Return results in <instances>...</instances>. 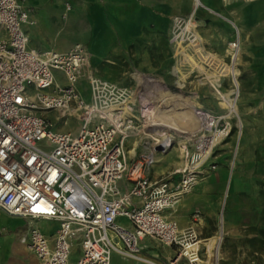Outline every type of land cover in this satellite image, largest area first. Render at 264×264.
<instances>
[{
  "label": "built area",
  "instance_id": "obj_1",
  "mask_svg": "<svg viewBox=\"0 0 264 264\" xmlns=\"http://www.w3.org/2000/svg\"><path fill=\"white\" fill-rule=\"evenodd\" d=\"M31 12L23 0H0V210L30 221L58 223L52 237L35 226L29 229L27 246L41 264H71L76 246L80 255L75 264H111L113 253L157 264L141 256L144 238L175 247L170 264L200 263L201 240L195 231H181L169 213L193 188L204 161L194 169L187 166L151 179L150 169L157 162L151 150L134 160L127 158L126 140L149 136L143 128L159 84L141 91L138 80L142 83L144 75H134L133 88L101 79L90 67L88 50L79 43L64 53L29 49L23 27L34 23ZM195 28L192 15L172 18L169 43L177 59L175 68H182L183 59L192 56L212 70L204 61L207 49ZM55 71L62 73L65 84L56 79ZM174 77L182 90L185 83L178 87V73ZM83 82L90 91L88 100L79 88ZM219 84L221 90L223 80ZM123 106L130 113H124ZM47 111H57L64 124L75 118L78 132L53 130L43 114ZM197 113L202 125L189 138H198L199 143L193 152L185 148L190 165L200 159L204 135L225 131L212 130L217 121L202 108ZM181 135L168 137L176 140ZM121 180L130 185L128 191L119 188ZM112 239H120L125 247Z\"/></svg>",
  "mask_w": 264,
  "mask_h": 264
},
{
  "label": "crops",
  "instance_id": "obj_2",
  "mask_svg": "<svg viewBox=\"0 0 264 264\" xmlns=\"http://www.w3.org/2000/svg\"><path fill=\"white\" fill-rule=\"evenodd\" d=\"M193 1L23 0V5L32 9L31 20L34 21L33 24H26L23 28L28 35L29 49L40 52L53 50L64 53L75 44H82L89 52L90 67L98 77L121 86L133 88L135 84L134 75H144L145 80L142 83L141 79L138 80L141 91L151 90L153 85L158 83L160 89L154 95L159 97L158 104L171 102L178 105L179 98L176 94L180 93L163 86L164 84L168 87L170 82L167 81V78L177 75L175 68L177 59L168 41V34L174 16L187 17L196 8ZM201 3L207 7L205 9L217 15V17L208 15L204 7H198L195 13V19L206 16V18H211L215 24L211 28H204L203 32L199 31L200 28L198 29L206 45L221 46L227 42L231 30L227 27L225 19H231L241 27V44L246 41L249 27L253 28V33L250 34L252 37L260 28L261 30L264 29L261 21L259 22L260 28L258 29L256 26L257 21L264 16V0H232L230 3H224L222 0H201ZM67 5L70 6L69 10L66 9ZM218 16H224V18ZM30 26L35 27L30 29ZM192 69L190 64L183 62L182 70L187 75L190 74L188 70L195 71ZM54 75L57 80L63 78L59 71H55ZM189 76L187 80L190 78ZM178 77L181 81L180 76ZM182 82L184 81L182 80L181 84ZM81 86L85 89L82 90ZM79 87L84 98L88 100L90 91L87 84L83 82ZM202 101L206 102L207 100L203 99ZM48 112L51 111H47L45 114ZM56 118L60 119L59 116ZM71 120H75V118H71ZM56 131L78 132V130L76 132L71 130ZM143 131L149 135L148 138L137 136L126 140L125 149L128 160H134L140 154L151 150L157 156V162L149 172L151 179H158L176 170L173 165L167 167L171 161L165 156L167 152L162 153V151L157 150L158 145L165 141L166 134L160 131V127L155 126H150ZM232 170L225 177L224 188L226 182L230 180V173L233 182L234 172L232 173ZM174 178L177 179L178 177L175 176ZM220 178L224 179L223 173L221 175L215 173L198 184L192 193L183 195V199L179 200L180 203H177V207L169 213V216L177 221L181 231L189 227L191 222L190 207L186 204V200L197 190H200L204 196L208 195ZM118 186L123 191H128L130 188L126 180L119 181ZM135 202L138 203L137 200ZM208 205L210 204L208 203ZM208 208L210 209L209 206H207ZM0 212L7 216L5 222H0V264H41L38 257L27 246L29 229L35 226L48 237H52L58 229V223L44 219L30 221L21 217L10 216L2 210ZM8 219L20 223L16 227L17 229L24 228L19 240L7 236ZM118 222L128 226V221L125 218H119ZM230 226L231 223H229L228 228ZM195 233L198 237L199 233L196 230ZM23 238L25 241L22 240ZM164 246L156 240L144 238L140 241V254L144 259L157 264H166L165 260L175 255L176 248ZM166 247L169 250H166ZM79 255L80 249L76 246L73 249L70 263L75 264ZM117 259L120 260L121 264H147L121 255Z\"/></svg>",
  "mask_w": 264,
  "mask_h": 264
},
{
  "label": "rangeland",
  "instance_id": "obj_3",
  "mask_svg": "<svg viewBox=\"0 0 264 264\" xmlns=\"http://www.w3.org/2000/svg\"><path fill=\"white\" fill-rule=\"evenodd\" d=\"M205 10L208 15L217 17V15L209 10ZM218 17L224 18V16ZM225 20L227 27L231 30L227 42L221 46L205 44V47L208 52L217 56L218 59L231 64L232 60L227 54V50L229 43L234 39L235 31L232 22L235 21L231 19ZM257 22L256 26L259 29L260 23L264 25V16ZM195 23L201 32H203L204 28L215 26L212 19L206 18V16L195 19ZM34 27L30 26V29H34ZM252 33L253 28L249 27L247 29L246 41L241 44L242 30L239 32L240 49L238 64L235 67L239 81V96L236 98L238 94H230V98L234 99L237 103V116H229L228 109L219 105L220 100L215 95L214 89L210 87L209 81L205 79V75L200 74L198 70L193 72L188 70L190 78L182 82V86L185 83V87L182 90L177 89L174 82L176 78L174 76L167 78V81L170 83L165 88L180 93L176 94L179 98V104L174 105L170 102L160 109L168 111L174 116L176 115L178 117L177 121H180V117L182 118V121L174 124L175 126L171 124L165 126L159 123L161 125L160 131L166 135L183 131V134L188 135L182 134L176 140H170L168 139L169 137L165 138V143L163 144L166 145V149L170 145L174 146V149L166 156L168 159H171L167 167L172 164L173 160L178 159L179 154L186 157L184 158L185 160H188L185 148H187V151L193 152L199 143L198 138L197 140L196 138H189V134L199 131L197 119L191 115L195 108H202V110L208 112L216 119L217 128L213 127L212 130L225 129L228 132H224L225 135L215 142L212 154L198 168L199 177L197 183L185 194L192 193L198 184L204 182L213 174L219 173L221 175L223 173L224 179L220 178L208 195L204 196L200 190H197L196 193L186 200V204L190 207L189 216L191 222L189 227L183 230H196L199 233L198 239L206 240L218 233L220 218L224 216V234L220 264H264V29L261 30L260 28L254 37L250 35ZM169 37L170 32L168 34V41ZM205 68L207 69V67ZM58 81L61 84H65L64 77ZM232 87L233 85L229 78L223 79L222 92L230 93ZM203 99L207 101L203 102ZM195 110L197 112L199 109ZM43 114L53 123V130H71L76 132L80 128L79 122L71 120V118L65 124L61 118L57 119L56 116H59L57 111ZM240 121L242 122L243 131L238 139V122ZM226 135L228 136L225 138ZM236 146L237 149H235ZM234 159L233 171L231 162ZM231 170L232 173L234 172L233 182L232 174L230 173V180L226 182V186L229 188L228 192H226L227 194H225L226 186L224 188V181ZM182 199L183 197L180 201ZM178 204H176L174 209ZM207 206L210 209H207ZM6 217L0 212V222H5ZM8 220L9 228L6 231L7 236L19 240L24 232V228L20 227L17 229L16 227L20 223L13 219ZM227 221L231 223L229 228ZM111 233L109 231V235ZM112 241L120 248L125 247L120 239H112ZM203 244L200 254L201 261L207 260V245ZM166 250H169V248L166 247ZM174 256H176V253ZM118 257H120L119 254H112V264H121L120 260L117 259ZM173 257L166 259V264H170ZM210 264H213V262Z\"/></svg>",
  "mask_w": 264,
  "mask_h": 264
},
{
  "label": "bare ground",
  "instance_id": "obj_4",
  "mask_svg": "<svg viewBox=\"0 0 264 264\" xmlns=\"http://www.w3.org/2000/svg\"><path fill=\"white\" fill-rule=\"evenodd\" d=\"M193 4L196 6V8L193 9L192 13L190 14V15H192V17H195V13H196L198 7L203 6L204 9L207 8L205 5H203L201 3V0H194ZM232 26L234 27L235 35L233 36L234 39L229 43V47L227 50V54L230 56V58L232 60L231 64L223 62L221 59H218L217 56H215L214 54H212L208 51L206 52V60H204V61H207V63L212 67V70L206 69L203 64H200L199 62H197L192 56H188V57L186 56L183 62L190 64L193 69H198V72L200 74L205 75V79L207 81H209L208 83L210 84V87H212V89H214L215 95H217L219 100H220L219 105L223 108L228 109L229 116H231V115L237 116V114H238L237 113V109H238L237 103L234 99L232 100L230 98V94H233L234 92H236V93L238 92L237 93L238 95L236 96V98L239 96V91H238L239 81H238V75L235 71V67L238 64V55H239V49H240L239 48V44H240L239 43V32H240L241 28L235 22H232ZM195 32L197 33V35L199 36L200 40L202 41V43L204 45L203 38L201 37V35L198 32V28L197 29L195 28ZM176 72L178 73V76H180L181 81L183 80L185 82L187 80L189 75H187L182 70L181 67H177ZM225 78H229L232 82L233 87L231 88L230 93H224L220 90L219 82ZM181 81L179 80L178 87L182 86ZM81 89L84 90L85 88L83 86H81ZM85 94H87V93H85ZM88 98H90V97L88 96ZM158 98L159 97H157V96H153V98H152V107L150 109H148V112H147L148 113V121L146 124H144L143 129L149 128L150 126L161 127V125L159 123H162L165 126H169L170 124L175 126L174 124L182 121L181 117L179 118L180 121H177L178 117L176 115L174 116L171 113H169L168 111L160 110L161 108L165 107L166 103L160 102L158 104ZM195 109H200V108H195ZM195 109L191 115H193V117L197 119V122H198L197 125H199V130H200V127L202 125V121H201V118L198 116V113L196 112ZM123 110H124V113H126V114L130 113L127 106H123ZM165 126H163V127L165 128ZM238 130H239V132H238V139H239V137L241 136L242 131H243V126H242L241 121L238 122ZM224 132L225 131H223V132L222 131H215V132H211L209 135H204L205 140H206V146L202 147L201 153L198 152V154H200V159L198 160V162L196 164L194 163V164L190 165L189 161L184 159L186 157L179 154L178 159L173 160L171 165H173L176 169H179V170H183L187 166H190L191 169H194L195 166H198V164H200L203 161H205L206 159H208V157L212 153L213 146H214L215 142L221 136L225 135ZM176 133L183 134V131H179V132L177 131ZM168 135H170V134H167L166 138L168 137ZM173 149H174V146H172V145H170L166 149V146L163 143H161L157 147V150L162 151V153L167 152L165 156H167ZM235 149H237V146L235 147ZM232 161L233 162H231V165H232V169H233L234 164H235V159ZM228 188L229 187L226 186L225 194H227L226 192H228ZM223 234H224V216L222 218H220V228H219L218 233L216 235L206 239V240H201L198 242V243H201V244L204 243L207 245V260L200 261V263L210 264L213 262V264H220L219 262L221 261V257H222Z\"/></svg>",
  "mask_w": 264,
  "mask_h": 264
}]
</instances>
